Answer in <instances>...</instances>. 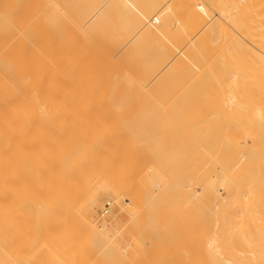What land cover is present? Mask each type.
<instances>
[{
    "label": "bare ground",
    "instance_id": "obj_1",
    "mask_svg": "<svg viewBox=\"0 0 264 264\" xmlns=\"http://www.w3.org/2000/svg\"><path fill=\"white\" fill-rule=\"evenodd\" d=\"M35 1L30 24L61 34L33 46L6 8L4 43L43 52L0 41V264H74L79 247L264 264V0Z\"/></svg>",
    "mask_w": 264,
    "mask_h": 264
},
{
    "label": "rangeland",
    "instance_id": "obj_2",
    "mask_svg": "<svg viewBox=\"0 0 264 264\" xmlns=\"http://www.w3.org/2000/svg\"><path fill=\"white\" fill-rule=\"evenodd\" d=\"M25 1H26V0H25ZM72 1H73V0H72ZM78 1H79V0H78ZM78 1H77V2H78ZM80 1H81V4H82V3H85L87 0H83V1H85V2H83L82 0H80ZM80 1H79V2H80ZM28 2H31V1H30V0H27V3H26V2H24L23 0H0V8H1V9L3 8V10H4V9L6 10L7 7L9 8V6H10L11 8L14 6V8H12L13 11H12V9L9 8V9L11 10V12H10V10H6L5 12H2V14H0V17L3 16L4 18H6V19L3 18V20H2V18H1L2 21L0 20V23H1V22L4 23V24L2 23L3 25H1L3 28H1V26H0V36L2 37V38H0V41H2L3 43H4V42H7V41H5V40H2L4 37H3V31L1 32V30L4 29L5 20H7V18H11V17L15 16V14H16L17 12H19V13L16 14V16L13 17V18L16 20V19H18V18H20V17H21V18L24 17L23 19H26V20L28 21V25H27V26H30V25H31V28H29V29H32V30H31L32 32H30V30L26 29V28H28V27L26 26V27L24 28V32H23V33H25V35L23 34L22 37L26 40V42L29 41V40L31 41V39H33V41L31 42L33 46H37V47H39V48L41 47V49H44V48H45V51H49V50H50V46L47 48V47H46V44L48 45V43L51 42L52 39L49 41L48 38H51V37H53V36L59 34L60 32L58 33L57 31H55V30L57 29L56 26H55V29L53 30V28L50 26V24L47 23V21H46L44 24H42V25L40 24L41 27H40V25H38V27H40L42 30H41L40 32H37V31H39L40 28L36 27L37 25L33 26V24H30V23H34V22H35L34 19L37 20L36 18H40V15H44V12H45L46 10H44V11H42V13H40V12H39V9L37 8V9H36V10L38 11V12H37V11L34 9V4H37V1L34 2V0H33V2L31 3V5L33 4V5H32V6H33V9H34V11L37 13V15L35 14V15H36V16H35V15H33V13H35V12L32 10V8H31L32 6L30 7V4H29ZM54 2H55V3H58V4H59V7H61L62 10L65 8V10H63V11H65V12H67V13H69V12L71 13V11H73L72 8H75V6H76V5H74L73 7H71V9H70L71 11H70V10H67L68 7H66V5L70 3L69 1H68L69 3H68L66 0H54ZM79 2H78V3H79ZM9 4H10V5H9ZM19 4H20V6H19ZM73 4H74V3H73ZM79 4H80V3H79ZM79 4H77V5L80 6L81 4H80V5H79ZM3 6H4V7H3ZM68 6H69V5H68ZM19 7L22 8V10H23L22 13H20V11H17ZM69 7H70V6H69ZM35 8H36V6H35ZM1 9H0V12H1ZM14 9H16L17 12L14 11ZM3 10H2V11H3ZM24 10H27V11L24 13ZM62 10H61V11H62ZM66 10H67V11H66ZM8 11H9L10 13H14V12H16V13H14L13 16H11V15H5V14H8V13H6V12H8ZM32 11H33V12H32ZM74 11H77V10H74ZM27 12H29L30 14H28ZM39 13H40V15H39ZM70 13H69V14H70ZM21 14H22V16H21ZM24 14L27 15V16H23ZM60 14H62V13H60ZM65 14H66V13H65ZM65 14L63 13L62 15H58V17L60 16L61 19H57V21H54V20L56 19V18H55V19L53 20L54 23H55V25H56V22H57V23H58V22H61V20L64 19V18H65V20L68 19V18H66V15H67V14H66V15H65ZM18 15H19L20 17L16 18ZM29 15H31V16H29ZM53 15H57V14L54 13ZM10 16H11V17H10ZM28 16H29V17H28ZM67 16H68V15H67ZM54 17H56V16H54ZM54 17H52V18H54ZM60 17H59V18H60ZM13 18H12V19H13ZM42 19H43V18H42ZM42 19H41V20H42ZM32 20H33L34 22H32ZM41 20H39V21H41ZM43 20H44V19H43ZM43 20H42V21H43ZM63 21H64V20H62V23H63ZM36 22H37V21H36ZM38 23H39V22H38ZM29 24H30V25H29ZM58 24H61V23H58ZM64 24H65V23H64ZM64 24H62V26H63ZM66 24H67V23H66ZM51 25H52V24H51ZM53 25H54V24H53ZM59 26H60V25H59ZM59 26H58V29H60ZM34 27H36V28H34ZM60 27H61V26H60ZM66 27L69 28L68 25H67ZM5 28H6V26H5ZM33 28H34V29H33ZM64 28H65V27H64ZM36 29H37V31H36ZM58 29H57V30H58ZM61 29H63V28H61ZM25 30L27 31V34H26ZM34 30H35V35H34ZM63 30H64V29H63ZM68 30H69V29H66V30H64V31H66L67 33H70V32H68ZM28 31H29V32H28ZM61 32H62V31H61ZM31 33H33L32 38L29 39V40H27V39L30 37V35H32ZM4 34H5V30H4ZM18 34H19V33H18ZM36 34H38V35H36ZM60 34H61V33H60ZM60 34H59V35H60ZM62 34H63V32H62ZM26 35H29L27 39L25 38V37H27ZM65 35H66V33H65ZM65 35H64V37H65ZM66 36H67V35H66ZM60 37H61V36H60ZM64 37H63V38H64ZM53 38H54V37H53ZM57 38H59V37H57ZM24 39H23V40H24ZM23 40H22V41H23ZM22 41H21V42H20V41H18V42H17V41H14V42H11V43H9V42H8V43H4L6 46H8V44L10 45L9 47H7V48H10V50H8L7 52H10V51H12V52H14V51H20V52H22V50H23V52L26 53L25 51H27V54H25V55H27L26 57L32 56L33 58L31 57V60H33V59H34V55H35V53H36L35 51H36V48H37V47L35 48V51H34V49H32V48H34V47H32V48H30V47H26V45H25L26 43L23 41V43H24V44H23ZM21 43H22V44H21ZM29 43H30V42H28V44H29ZM31 43H30V44H31ZM30 44H29V45H30ZM19 45H20V46L22 45L21 47L24 46V47H23L24 49H23V48H22V49H19V48H21ZM32 45H31V46H32ZM40 45H43V46L45 45V46H44V48H42L43 46H40ZM39 48H37V51L39 50ZM31 49L33 50V52H35L34 54H33V52H32ZM41 49L38 51L39 53L42 51ZM46 49H47V50H46ZM48 49H49V50H48ZM4 50H5V48H4L2 51H4ZM38 52H37V54H39ZM42 52H43V51H42ZM28 53H29L30 55H29ZM22 64H23V63H22ZM29 64H30V65H29ZM23 65H24V64H23ZM27 65H28V66H32L33 63L30 62V63H28ZM112 102H113V101H110V103H112ZM115 102H116V101H115ZM117 102H118V101H117ZM123 102L125 103V105H127L125 101H123ZM123 102H121V104H122ZM131 102H132V101H131ZM131 102H130V101H127L129 107L134 106L133 103H132L133 105H131ZM134 102H135V101H134ZM99 103H100V102H98L97 104H99ZM110 103H109V104H110ZM118 103H119V102H118ZM142 103H147V102H142ZM148 103H149V102H148ZM79 104L81 105V103H79ZM82 104H83V103H82ZM90 104H91V103H90ZM105 104L107 105L108 102L105 101ZM113 104H115V103H113ZM113 104H112V105H113ZM121 104H120V106H121ZM101 105H103V103H102ZM106 105H103V106L106 107ZM139 105H140V103H139ZM141 105H148V104H141ZM149 105H152V103L149 104ZM95 106H96V105H95ZM116 106H117V105H116ZM116 106H114L113 109H116V108H115ZM123 106H124V104H123ZM137 106H138V103H137ZM97 107H98V106H97ZM97 107L95 108V111H94V112L97 111V110H96ZM110 107H111V106H110ZM112 107H113V106H112ZM93 108H94V107H93ZM98 108H99V107H98ZM100 108H103V110H104V107L101 106ZM91 109H92V108H91ZM106 109H107V108H106ZM113 109H111V110L113 111ZM101 111H102V110H101ZM101 111L98 110V112H101ZM104 111H106V110H104ZM109 111H110V110H109ZM109 111H108V114H110ZM112 111H111V113H112ZM86 112L88 113V111H86ZM86 112H85V114H86ZM91 112H92V111H91ZM92 113H93V112H92ZM102 113H104V112H102ZM106 113H107V112H106ZM114 113H115V110H114ZM98 114H101V113H98ZM108 114H107V115H108ZM87 115H88V114H87ZM90 115H91V114H90ZM101 115H102V114H101ZM105 115H106V114H105ZM111 115H112V114H111ZM123 115H124V114H123ZM112 116L114 117V115H112ZM125 116H127V118H129V119H128V122H131V121H129V120H130V116H132L131 118H134L135 114L130 115V113H128L127 115L125 114ZM136 116H137V114H136ZM162 117H163L162 119H165L164 116H162ZM110 118H111V117H110ZM116 118H118V117H116ZM136 118H137V122H136V124H139V122H141V119L138 118V116L135 117V120H133V123L135 124ZM114 119H115V117H114L113 119H111V120H114ZM119 119H121V118H119ZM122 119H123V118H122ZM122 119H121L120 121H121V122H125L124 120L122 121ZM138 120H139V121H138ZM160 121H161V122H162V121L164 122V120H160ZM143 122H144V121H143ZM150 122H151V121H150ZM165 122H166V120H165ZM116 137H117V136H116ZM142 160H143V159H142ZM144 164H145V163H144ZM107 200H108L107 198H104V199L102 200V204H103V206H104L103 209H102V204H101V209H102V210H106V211H104V214H105V215L110 214V212H111V210H112V204H111L112 202L109 201V200H108V201H109V202H108ZM106 203H108L109 206L106 205ZM109 207H110V209H109ZM107 213H108V214H107ZM8 216H9V214H8ZM97 223L99 224V223H100V220H98ZM26 244H27V243H26ZM32 244H33V243H30L29 245H32ZM34 244H35V243H34ZM46 244H47V245H50V243H49V244L46 243ZM56 244H57V243H56ZM67 244H68V243H67ZM67 244H64V243H60V244H59V243H58V245H59V246H62V247H63V245L66 246ZM73 244H74V243H73ZM75 244H76V243H75ZM78 244L80 245V243H78ZM85 244H86V243H85ZM85 244H84V245H85ZM24 245H25V243H24ZM41 245H43V243H42ZM51 245H53V244H51ZM51 245H50V246H51ZM70 245H71V244H70ZM76 245H77V244H76ZM79 245L76 246V248H74L75 245H74V246H71V250H73L72 247H73L74 249H77V248L79 247ZM93 245H94V244H93ZM95 245H96V244H95ZM95 245H94V247H95V248H94V247L92 246V243H91L92 249H94V251H96V248H97ZM44 246H45V245H44ZM44 246H43V247H44ZM50 246H49V248H50ZM56 246H57V245H56ZM56 246H55V247H56ZM80 246L83 247V243H82ZM86 246H87V249H88L87 251H89V249H90L91 247H90L88 244H87ZM86 246H85V247H86ZM53 247H54V246H53ZM53 247H52V248H53ZM66 247L69 249L70 246H69V247L66 246ZM85 247H83L84 250H86ZM44 248H45V247H44ZM52 248H51V249H52ZM60 248H61V247H60ZM63 248H64V247H63ZM79 248H80V247H79ZM79 248H78V251H79V253L81 252L82 255H79L78 257L83 256V257H81V259H84V258H85L84 261H86V259H87V260L89 259V260L86 261V262H84L83 260H81V259H79V258H77V257L74 256V257H75V262L77 261V262H76L77 264H85V263H87V264H91V263H92V264H94V263H96V264H100V263L103 264V260H101V258H100V260H101L100 263H98L99 260L96 258V255H94V257H95L97 260L94 259V257H93L92 254H94L95 252L92 253V254H90V252H89V254H84V251H83V250H79ZM51 249H50V250H51ZM92 249H90V251H91ZM97 249H98V248H97ZM41 250H42L43 252L48 251L47 247H46L45 249H41ZM54 250L56 251V250H57V247L54 248ZM54 250H52V251H54ZM58 250H59V249H58ZM55 251H54V253H56ZM73 251H74V250H73ZM78 251H77V252H78ZM92 251H93V250H92ZM96 252H97V251H96ZM85 253H87V252H85ZM95 254H96V253H95ZM85 255H86L87 257H85ZM89 255H90V256L92 255L91 258H93L94 261H93V259H91L90 257H88ZM71 256H72V255H71ZM71 256H70L69 258L71 259V261L73 260V262H74V258H73V257L71 258ZM53 257H55V256L53 255ZM57 257H58V256H57ZM69 258H67L66 261H69V260H68ZM76 258H77V259H76ZM49 259H50V258H49ZM54 259H57V260H58V259H59V260H61V259H62V260H65V259H63V258L60 259V258L58 257V258H53L52 261H54ZM78 259H79V261H80L81 263L78 261ZM42 260H43V259H42ZM90 260H92L91 263H90ZM95 261H96V262H95ZM42 262L45 263L44 260H43ZM75 262H74V264H75ZM70 264H72V262H70Z\"/></svg>",
    "mask_w": 264,
    "mask_h": 264
},
{
    "label": "built area",
    "instance_id": "obj_3",
    "mask_svg": "<svg viewBox=\"0 0 264 264\" xmlns=\"http://www.w3.org/2000/svg\"><path fill=\"white\" fill-rule=\"evenodd\" d=\"M106 205H108V203H106Z\"/></svg>",
    "mask_w": 264,
    "mask_h": 264
}]
</instances>
